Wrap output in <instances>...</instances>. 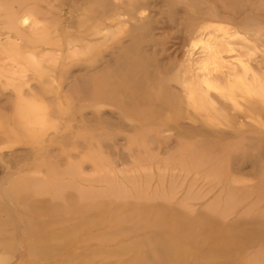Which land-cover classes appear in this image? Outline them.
<instances>
[{
	"label": "rangeland",
	"instance_id": "obj_1",
	"mask_svg": "<svg viewBox=\"0 0 264 264\" xmlns=\"http://www.w3.org/2000/svg\"><path fill=\"white\" fill-rule=\"evenodd\" d=\"M0 264H264V0H0Z\"/></svg>",
	"mask_w": 264,
	"mask_h": 264
}]
</instances>
